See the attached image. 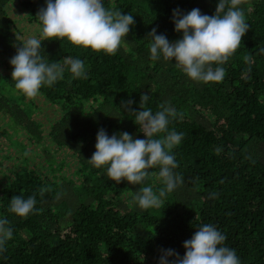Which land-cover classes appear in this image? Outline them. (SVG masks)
Masks as SVG:
<instances>
[{
    "label": "trees",
    "instance_id": "trees-1",
    "mask_svg": "<svg viewBox=\"0 0 264 264\" xmlns=\"http://www.w3.org/2000/svg\"><path fill=\"white\" fill-rule=\"evenodd\" d=\"M43 1L0 0V219L7 218L13 232L0 264H159L161 250L183 257L184 242L205 224L226 237L224 246L235 250L240 264H264V0L240 6L249 31L220 65L223 80L210 83L193 81L175 61H153L147 36L155 28L170 42L181 39L173 10L198 8L212 16L218 0H103L135 21L117 52H94L66 39L42 41L40 55L65 72L28 98L15 89L10 59L28 39L19 24L28 14L29 22L40 25ZM66 58L84 61L86 78H74ZM144 93L153 113L170 103L177 116L168 128L183 133L172 150L178 165L173 171L183 184L162 207L146 210L133 203V195L143 186L163 187L151 175L158 167L143 184L131 185L112 181L106 167L88 161L100 129L109 137L127 132L145 138L134 114L120 107L132 99L139 111ZM45 108L51 115L42 117ZM33 194L32 213L8 211L12 197Z\"/></svg>",
    "mask_w": 264,
    "mask_h": 264
},
{
    "label": "clouds",
    "instance_id": "clouds-1",
    "mask_svg": "<svg viewBox=\"0 0 264 264\" xmlns=\"http://www.w3.org/2000/svg\"><path fill=\"white\" fill-rule=\"evenodd\" d=\"M244 0H218L215 14H201L198 8L187 14L173 10V23L182 38L170 42L165 35H157L152 29L150 56L153 61L161 56L165 61H175L190 79L196 82H221L225 76L223 65L240 47L242 37L249 31L243 9ZM40 38L29 37L17 46L16 55L10 59L15 89L28 98H35L42 86H52L63 79L65 67L59 62L48 63L40 55L42 41L66 39L74 46L90 48L94 52L114 55L129 34L135 21L133 15L106 8L103 0H46V7L39 9ZM264 53V49H261ZM250 60V57H245ZM217 67H213V65ZM64 65L74 78H86L85 64L79 58H66ZM149 94L140 96L139 111L132 99L121 101L120 107L134 114V123L144 139H133L123 132L109 137L105 130L97 134L96 151L88 160L96 168L106 167L107 175L116 183L122 180L131 185H141L151 173L163 187L154 191L143 186L133 195V203L141 209L160 208L165 198L183 184V177L173 170L177 168L173 148L183 139V133L169 130L170 118L177 112L169 102L161 103L155 113L146 107ZM45 189L40 190L43 196ZM215 196L216 194H211ZM35 194L27 199L14 196L8 211L20 217L33 212ZM13 232L7 218L0 219V251L12 238ZM226 237L213 225L205 224L184 242L183 257L175 250H161L159 264H240L234 249L224 246ZM173 259H169V258Z\"/></svg>",
    "mask_w": 264,
    "mask_h": 264
},
{
    "label": "rangeland",
    "instance_id": "rangeland-1",
    "mask_svg": "<svg viewBox=\"0 0 264 264\" xmlns=\"http://www.w3.org/2000/svg\"><path fill=\"white\" fill-rule=\"evenodd\" d=\"M31 1H33V0H31ZM41 0H34V3H38V2H40ZM43 3L45 4L46 3V1L44 2L43 1ZM25 13H26V11H24ZM24 12H21V15H23L24 14ZM28 15V14H27ZM27 15H26V20H24L21 24H19V28H23V33L25 34V36H27V38H29V37H36V34H37V30L38 29H40L41 28V26L39 25V24H37V23H31V22H29V20H28V18H27ZM24 16V15H23ZM37 38V37H36ZM49 111H50V108L48 109H44V112H42L41 114H40V116H48V115H51L50 113H49ZM47 120V118L45 119V121ZM9 134L11 135V137L13 138V134L9 131ZM1 133H0V139H1ZM18 136H21V133L18 135ZM15 143H16V145L17 146H19L20 144H22L23 146L22 147H24L25 145L20 141V140H15ZM7 144L8 145H10V146H12V149L13 150H16V145H12V143L11 142H9V141H7ZM41 147H43V146H41ZM41 147H39V146H37V148L36 149H41ZM24 152L23 153H25V154H27L26 152H27V149H22ZM42 150V149H41ZM14 154H16V155H18L19 156V152H17V151H15V153ZM4 154H2V156H3ZM6 164H11V163H8V162H5ZM2 168V167H1Z\"/></svg>",
    "mask_w": 264,
    "mask_h": 264
}]
</instances>
